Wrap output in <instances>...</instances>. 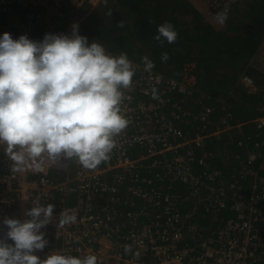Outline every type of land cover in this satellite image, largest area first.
I'll return each mask as SVG.
<instances>
[{"label":"built area","instance_id":"built-area-1","mask_svg":"<svg viewBox=\"0 0 264 264\" xmlns=\"http://www.w3.org/2000/svg\"><path fill=\"white\" fill-rule=\"evenodd\" d=\"M102 1L0 0V264H264V177L251 170L264 116L237 141H255L246 164L227 162L239 157L220 141L242 135L230 105L91 42L81 27ZM241 1L203 3L215 21ZM258 54L264 74V41ZM217 160L227 189L212 186ZM237 172L253 178L247 203ZM195 187L230 194L236 217L212 229L200 197L177 207Z\"/></svg>","mask_w":264,"mask_h":264},{"label":"trees","instance_id":"trees-1","mask_svg":"<svg viewBox=\"0 0 264 264\" xmlns=\"http://www.w3.org/2000/svg\"><path fill=\"white\" fill-rule=\"evenodd\" d=\"M240 5L230 21V16L213 21L207 15L204 19L190 0H103L84 20L81 33L106 50L130 57L168 78L181 80L183 72L189 70L196 80L193 97H200L208 105H230L231 122L239 123L242 135L221 140V150L232 144V149L228 150L239 158L232 160L228 156L225 160L246 164L247 152L255 141L243 139L248 147L244 150L237 148V141L254 134L253 120L264 116V109L260 110L264 105V74L251 63L264 41V0H242ZM108 7L114 11L118 7L116 18L104 15ZM189 18L192 21H188ZM242 75L253 79L255 92L241 88ZM260 153L262 158L253 163L251 170L256 176L264 177V147ZM210 166L220 172L214 176L219 184H213V188L230 187L226 184L227 170L220 161H213ZM236 169L241 171L237 163ZM250 176L243 177L237 172L235 177L234 184L242 187L238 194L242 195L244 203L252 187ZM176 186L177 183L167 185V189ZM176 196L180 199L175 204L177 207L188 206L190 200L200 197L204 210L198 206L196 214L202 225H210L212 229L236 217L229 209L235 203L230 194L219 197L220 202L228 204L219 212L217 208L212 209L219 207V201L209 188H185ZM203 212L209 214L208 218H202ZM217 213L221 215V223L214 220Z\"/></svg>","mask_w":264,"mask_h":264},{"label":"crops","instance_id":"crops-1","mask_svg":"<svg viewBox=\"0 0 264 264\" xmlns=\"http://www.w3.org/2000/svg\"><path fill=\"white\" fill-rule=\"evenodd\" d=\"M194 5H196L197 6V10H198V12H199V14L204 18V19H206V7H205V5H204V3H203V0H190ZM241 6V5H240ZM240 6L238 5L237 7H235L234 8V10L231 12V14L229 15L230 17H228V21H230L231 19H232V16H233V14H234V12H238V10H240ZM244 12V10L243 11H239V13H243ZM185 19V18H184ZM188 21H192L190 18H189V20ZM225 22H227V21H225ZM244 22H245V20H244ZM84 35H86L85 33H84ZM109 51V50H108ZM113 53V52H112ZM113 54H115V53H113ZM116 55H119V54H116ZM120 56V55H119ZM127 59H129V60H132V61H135L134 59H132V58H130V57H127V56H125ZM137 62V61H136ZM139 63V62H138ZM251 63H253V65H254V67L256 68V69H259L260 70V72L262 73V68H260V66H259V54L256 56V57H254L253 59H252V61H251ZM140 64V63H139ZM140 65H142V64H140ZM142 66H145V65H142ZM145 67H147V66H145ZM148 68H150V67H148ZM151 69V68H150ZM153 70V69H152ZM155 71V70H154ZM157 72V71H156ZM159 73V72H158ZM161 74V73H160ZM263 74V73H262ZM161 75H163V74H161ZM164 76V75H163ZM166 77V76H165ZM188 77H190V76H188ZM169 79H176V78H170L169 77ZM195 83H196V80L195 79H193V81H192V83H191V85H192V87H193V89H194V86H195ZM241 86V88L243 87L242 85H240Z\"/></svg>","mask_w":264,"mask_h":264},{"label":"rangeland","instance_id":"rangeland-1","mask_svg":"<svg viewBox=\"0 0 264 264\" xmlns=\"http://www.w3.org/2000/svg\"><path fill=\"white\" fill-rule=\"evenodd\" d=\"M117 9H118V7H116V10H115V11H112L111 16H114V17L116 18V16H117ZM107 17H108V16H107ZM120 57H122V58H124V59H127L126 57H124V56H122V55H120ZM182 76H183V78H184L188 83H189V82L192 83L193 79H195V78L193 77V75L190 74L189 70H185V71L183 72ZM188 76H190V77H188ZM186 77H188V78H186ZM223 102H224V101H223ZM263 109H264V105L261 106L260 110H263ZM224 142H225V141H224ZM224 142H222V143H224Z\"/></svg>","mask_w":264,"mask_h":264},{"label":"clouds","instance_id":"clouds-1","mask_svg":"<svg viewBox=\"0 0 264 264\" xmlns=\"http://www.w3.org/2000/svg\"><path fill=\"white\" fill-rule=\"evenodd\" d=\"M230 14H231V13H230ZM230 14H229V15H230ZM39 45H40V44H39Z\"/></svg>","mask_w":264,"mask_h":264}]
</instances>
